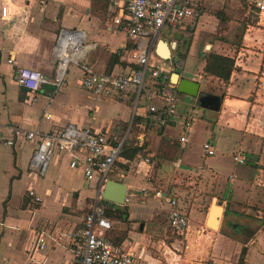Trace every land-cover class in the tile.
<instances>
[{
	"label": "crops",
	"instance_id": "obj_1",
	"mask_svg": "<svg viewBox=\"0 0 264 264\" xmlns=\"http://www.w3.org/2000/svg\"><path fill=\"white\" fill-rule=\"evenodd\" d=\"M184 1L195 18L176 32L164 30L160 41L173 46L170 57H160L158 40L152 58L166 66L170 83L177 74L198 83L200 91L220 97L216 111L177 91L179 117L159 126L144 104L135 107L132 94L92 95L124 104L122 116L104 127L92 123L98 106H78L66 82L59 88L47 83L35 92L26 91L17 84V71L34 69L52 81L54 47L62 31L83 33L81 61L96 73L120 74L133 68L127 55L134 42L112 23L117 15L112 0H9L11 18H0V131L4 137L16 127L58 132L72 123L123 140L108 180L126 186L124 204L103 199L102 204L105 216L107 210H120L126 217L106 216L112 227L105 237L131 251L135 264H164L162 254L169 250L180 254L183 264H264V17L248 8L257 16L258 28L214 33V13L227 14L240 1L179 3ZM210 52L234 60L227 82L203 72ZM70 66L85 91L81 70ZM82 110L83 116L71 114ZM183 116L193 118L187 132ZM205 143L213 147V155L204 152ZM34 148V141L12 146L0 142V264H73L71 236L90 212L99 182L70 169L65 154H55L43 175L30 171ZM236 155L243 157L241 163L235 162ZM28 190L42 202L28 198ZM158 190L176 198L188 220L186 232L169 228L170 207L154 196ZM214 207L219 216L212 228L208 221Z\"/></svg>",
	"mask_w": 264,
	"mask_h": 264
},
{
	"label": "built area",
	"instance_id": "obj_2",
	"mask_svg": "<svg viewBox=\"0 0 264 264\" xmlns=\"http://www.w3.org/2000/svg\"><path fill=\"white\" fill-rule=\"evenodd\" d=\"M180 0H112L117 15L112 19L116 30L125 34L134 42L128 50L127 60L133 68L120 74L96 73L81 61L85 51L84 35L78 31H62L54 47L56 56L55 73L52 81L40 71L21 68L17 71L16 81L19 86L29 92L37 91L42 84L52 83L55 88L62 84L63 77L70 65L78 66L83 74L81 86L91 95L110 96L114 94H132L135 107L144 104L146 112L159 126H164L172 118L179 117L177 103L179 94L170 83L160 64L152 58L156 42L162 38L164 30L176 32L192 22L195 12L191 5ZM259 17H264V0H239ZM12 16L9 0H0V18L9 20ZM189 22V24H191ZM184 131L187 132L190 116H183ZM11 136L4 137L0 131V142L12 146L17 141L35 142V148L28 168L43 175L55 154L69 157L68 166L80 171L86 180L96 177L99 188L90 207V212L83 217L82 227L71 236V253L73 264H135L131 251L110 243L105 232L112 227V222L105 216L102 204V189L109 179L123 151V140L117 135L66 124L58 132H41L12 128ZM185 138H180L184 142ZM204 152L211 156L214 149L209 143L203 145ZM237 163L243 161L241 155L234 156ZM147 161V160H146ZM154 196L162 199L170 207L168 226L175 233H184L188 229V220L177 208L174 197L164 196L155 191ZM27 197L34 203L41 198L33 191H27ZM127 201V199H126ZM42 247L43 239L39 240ZM164 264H183L182 256L171 250L162 254Z\"/></svg>",
	"mask_w": 264,
	"mask_h": 264
},
{
	"label": "rangeland",
	"instance_id": "obj_3",
	"mask_svg": "<svg viewBox=\"0 0 264 264\" xmlns=\"http://www.w3.org/2000/svg\"><path fill=\"white\" fill-rule=\"evenodd\" d=\"M234 2L236 1L234 0ZM214 14L218 19V24L214 33H244L248 28H258V26L256 25V23L259 22L257 16L252 11H249L248 7L242 2H236L233 6V11H230L227 14L222 11H217ZM190 31L191 30H188V33H191ZM161 68L167 70L166 66L164 67L162 65ZM73 69L74 68L72 66L68 67L67 72L63 77L62 83L66 82V85L72 89L73 94L76 97L78 106H90L92 108L95 105L98 106L99 109H96V111L93 112L94 121H92V123L103 125L105 127L109 122H113L117 118L122 116V113L125 109L124 104L115 105L108 101L96 99L92 95L81 90L78 85L79 74L76 73L74 75ZM71 110L74 111L76 109L72 108ZM71 114H75L77 118L79 115H84V110L79 113H73L71 111ZM89 191L91 192L90 189Z\"/></svg>",
	"mask_w": 264,
	"mask_h": 264
},
{
	"label": "water",
	"instance_id": "obj_4",
	"mask_svg": "<svg viewBox=\"0 0 264 264\" xmlns=\"http://www.w3.org/2000/svg\"><path fill=\"white\" fill-rule=\"evenodd\" d=\"M159 45L163 47L162 50H158V54L161 55L160 57L165 60L169 59V51L173 48V46L162 40L159 42ZM171 82L176 85L179 93L195 98L200 107L212 111H216L219 108L220 97L200 91L198 83L183 78L179 79L177 74L171 75ZM125 195L126 186L123 183L113 180L105 181L101 193V197L104 201L121 206L124 204ZM218 216L219 210L214 207L211 218L208 221V225L210 227H216Z\"/></svg>",
	"mask_w": 264,
	"mask_h": 264
},
{
	"label": "trees",
	"instance_id": "obj_5",
	"mask_svg": "<svg viewBox=\"0 0 264 264\" xmlns=\"http://www.w3.org/2000/svg\"><path fill=\"white\" fill-rule=\"evenodd\" d=\"M116 58V56H115ZM234 60L228 56L217 53H208L204 60L203 72L207 75L217 77L218 79L227 82L231 72L234 70ZM106 216L113 219H125V213L120 210L106 211ZM115 244V243H114ZM116 245V244H115Z\"/></svg>",
	"mask_w": 264,
	"mask_h": 264
},
{
	"label": "bare ground",
	"instance_id": "obj_6",
	"mask_svg": "<svg viewBox=\"0 0 264 264\" xmlns=\"http://www.w3.org/2000/svg\"><path fill=\"white\" fill-rule=\"evenodd\" d=\"M162 48H163V47H162L161 45H159V51L162 50ZM160 56H161V55H160Z\"/></svg>",
	"mask_w": 264,
	"mask_h": 264
}]
</instances>
